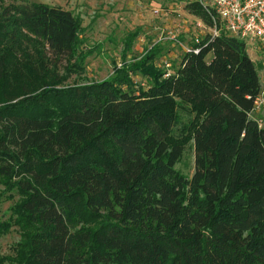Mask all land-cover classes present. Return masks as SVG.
Here are the masks:
<instances>
[{"label": "trees", "instance_id": "1", "mask_svg": "<svg viewBox=\"0 0 264 264\" xmlns=\"http://www.w3.org/2000/svg\"><path fill=\"white\" fill-rule=\"evenodd\" d=\"M185 8L213 26L200 2ZM80 31L70 10L0 0V180L20 196L0 221L20 240L0 264H264L261 84L245 42L207 34L173 73L154 45L63 85L92 52ZM190 140L187 176L176 164Z\"/></svg>", "mask_w": 264, "mask_h": 264}, {"label": "rangeland", "instance_id": "2", "mask_svg": "<svg viewBox=\"0 0 264 264\" xmlns=\"http://www.w3.org/2000/svg\"><path fill=\"white\" fill-rule=\"evenodd\" d=\"M189 1L193 0H4V4L42 2L70 10L79 18V51L92 52L79 64L81 68L69 72L63 82V85H74L111 76L115 66L119 67L122 61L138 59L154 45L157 52L153 62L173 73L187 49L209 33V28L186 10L185 5ZM131 33L135 35L131 47L124 51L125 41ZM246 49L257 68L261 84L251 115L264 127V49L248 44ZM60 72L65 74L64 69ZM130 77L136 90L150 84V80L138 72L130 74ZM179 113L182 121L191 117L182 110ZM176 168L187 176L192 174L191 140L186 144ZM4 190L0 180V221L11 216L10 207L20 199L15 191L11 192V198H7L8 192L4 194ZM19 240L16 226L0 235V259L12 255Z\"/></svg>", "mask_w": 264, "mask_h": 264}, {"label": "built area", "instance_id": "3", "mask_svg": "<svg viewBox=\"0 0 264 264\" xmlns=\"http://www.w3.org/2000/svg\"><path fill=\"white\" fill-rule=\"evenodd\" d=\"M212 15L211 37L220 32L264 49V0H196ZM199 40H196V44ZM198 47L187 51L198 52Z\"/></svg>", "mask_w": 264, "mask_h": 264}]
</instances>
